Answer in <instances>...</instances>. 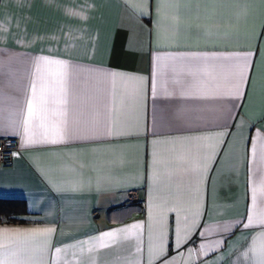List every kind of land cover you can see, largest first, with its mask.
<instances>
[{"label": "crops", "instance_id": "0c3cea01", "mask_svg": "<svg viewBox=\"0 0 264 264\" xmlns=\"http://www.w3.org/2000/svg\"><path fill=\"white\" fill-rule=\"evenodd\" d=\"M172 14V6L167 18L158 12L157 0H0V135L19 138L13 162L0 167V197L27 206L0 228H54L47 264L86 262L85 241L133 223L144 226L139 241L92 253L97 264H149L150 244L152 264L173 257L175 264H254L243 253L260 228L243 224L256 179L253 147L264 140V0H184L177 31L168 32ZM246 53L253 54L247 84L238 99L227 98L233 69L222 58ZM192 55L221 58L214 79L192 89L219 98L182 97L171 82L184 76L165 58ZM41 57L71 66L70 119L94 121L114 102L117 130L127 134L25 143L21 110ZM109 73L145 79L113 81ZM185 169H196L192 179ZM132 189L139 201L129 198ZM161 223L164 252L156 255Z\"/></svg>", "mask_w": 264, "mask_h": 264}, {"label": "snow or ice", "instance_id": "6c2138e0", "mask_svg": "<svg viewBox=\"0 0 264 264\" xmlns=\"http://www.w3.org/2000/svg\"><path fill=\"white\" fill-rule=\"evenodd\" d=\"M184 0H157L158 12L164 14L167 18L169 6H172L173 23L165 24V31L175 32L176 21L178 20L179 5ZM252 53L238 55L236 57H224L223 60L230 62L233 69L231 73V83L229 90L224 95L230 99H238L242 94L241 89L247 84V74L250 70V57ZM162 58L157 56L159 62ZM176 61L180 65L178 72L177 64L171 65V70L176 76L183 73L184 79H172V83L180 86V96L186 98L215 99L219 98L217 94L196 93L192 89L198 87L202 78L213 80V72L218 65L216 61L219 57L192 55L186 57L165 58ZM54 66L55 70L44 72L43 69ZM166 67L168 65H165ZM114 81L117 77L129 80L143 81V77H125L121 73H109ZM73 72L69 63L61 60H53L47 57H41L34 64L32 79L27 86V92L24 100L23 127L25 143L27 144H58L65 140L80 138L88 134L100 136H118L127 134L117 130V110L115 104L111 108H106L104 112L97 113V118L91 122H81L80 120L70 119V98L72 94ZM167 83V82H165ZM168 92L165 87V95H174ZM142 97V90L138 93ZM153 98H157V88L153 85ZM157 141H153L156 144ZM215 154V147L211 146V152L204 155L205 161L203 167L206 168V161ZM253 158L257 161L254 174L256 179L251 188V213L246 218L244 228L259 227L258 231L251 239V245L243 253L245 257L251 256L254 264H264V140L259 143V148L253 147ZM156 161L154 160V165ZM189 173V179H192L191 173L196 169H185ZM154 183L158 179V174L154 170ZM199 215L198 205L195 213ZM151 219V212L149 214ZM177 246L180 243L181 221L177 220ZM142 223H133L120 228L111 229L101 233L92 241H85L88 244L87 252L89 256L87 261L79 260L76 264H97L95 256L91 255L100 249L111 247L117 243L128 241H139L143 229ZM164 224L161 223L159 229L160 243L157 246L156 255L164 252L163 235ZM55 232L51 227L35 228H0V264H47L45 255L47 254L51 243L49 237ZM151 240V237H150ZM135 251L139 253L141 248L139 243L134 245ZM201 245V248H205ZM63 250L59 247L55 249L57 262ZM83 251V250H82ZM153 246H149V264H152ZM21 256L24 259H21ZM173 264L176 258L173 257ZM130 264H139V260L130 262ZM167 264V261L164 262Z\"/></svg>", "mask_w": 264, "mask_h": 264}, {"label": "built area", "instance_id": "2783aa9c", "mask_svg": "<svg viewBox=\"0 0 264 264\" xmlns=\"http://www.w3.org/2000/svg\"><path fill=\"white\" fill-rule=\"evenodd\" d=\"M18 149L19 138L17 136L0 135V167L11 164ZM129 198L137 201L141 199L137 189L129 191Z\"/></svg>", "mask_w": 264, "mask_h": 264}, {"label": "trees", "instance_id": "16d2710c", "mask_svg": "<svg viewBox=\"0 0 264 264\" xmlns=\"http://www.w3.org/2000/svg\"><path fill=\"white\" fill-rule=\"evenodd\" d=\"M27 206L23 198L0 197V220L14 219L26 213Z\"/></svg>", "mask_w": 264, "mask_h": 264}]
</instances>
